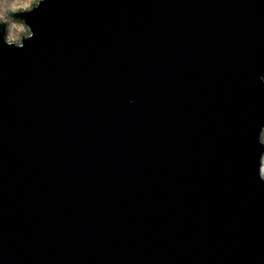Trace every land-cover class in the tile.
<instances>
[{
	"label": "water",
	"instance_id": "water-1",
	"mask_svg": "<svg viewBox=\"0 0 264 264\" xmlns=\"http://www.w3.org/2000/svg\"><path fill=\"white\" fill-rule=\"evenodd\" d=\"M0 25V264H264V0H42Z\"/></svg>",
	"mask_w": 264,
	"mask_h": 264
},
{
	"label": "clouds",
	"instance_id": "clouds-1",
	"mask_svg": "<svg viewBox=\"0 0 264 264\" xmlns=\"http://www.w3.org/2000/svg\"><path fill=\"white\" fill-rule=\"evenodd\" d=\"M41 2L42 0H0V25L7 26L9 44L19 43L22 35H31L25 22L14 19L13 14L30 12Z\"/></svg>",
	"mask_w": 264,
	"mask_h": 264
}]
</instances>
